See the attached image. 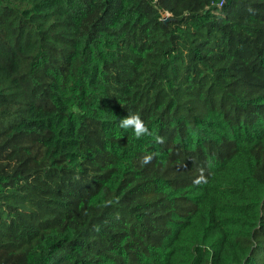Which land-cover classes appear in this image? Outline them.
<instances>
[{
    "label": "trees",
    "instance_id": "1",
    "mask_svg": "<svg viewBox=\"0 0 264 264\" xmlns=\"http://www.w3.org/2000/svg\"><path fill=\"white\" fill-rule=\"evenodd\" d=\"M0 264H264V0H0Z\"/></svg>",
    "mask_w": 264,
    "mask_h": 264
},
{
    "label": "clouds",
    "instance_id": "2",
    "mask_svg": "<svg viewBox=\"0 0 264 264\" xmlns=\"http://www.w3.org/2000/svg\"><path fill=\"white\" fill-rule=\"evenodd\" d=\"M119 127L122 129H131L133 134L137 139H141L144 136H152L153 140L156 144L164 143V137L155 135L146 125L144 120L141 118L140 114L128 112V115L119 119ZM153 159L152 155H146L143 158L142 163L148 164ZM201 178L194 181V183L199 184L201 182Z\"/></svg>",
    "mask_w": 264,
    "mask_h": 264
},
{
    "label": "rangeland",
    "instance_id": "3",
    "mask_svg": "<svg viewBox=\"0 0 264 264\" xmlns=\"http://www.w3.org/2000/svg\"><path fill=\"white\" fill-rule=\"evenodd\" d=\"M164 15H165V18L170 17V14L168 12L164 13Z\"/></svg>",
    "mask_w": 264,
    "mask_h": 264
}]
</instances>
